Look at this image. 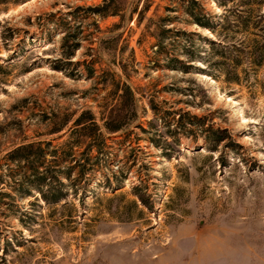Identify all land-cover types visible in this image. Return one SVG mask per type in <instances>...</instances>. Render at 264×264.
<instances>
[{
	"label": "rangeland",
	"instance_id": "obj_1",
	"mask_svg": "<svg viewBox=\"0 0 264 264\" xmlns=\"http://www.w3.org/2000/svg\"><path fill=\"white\" fill-rule=\"evenodd\" d=\"M146 1L101 16L88 7L101 0H0V264H264V25L236 21L263 22L264 2L246 12L228 0L216 33L192 21L190 0H150L139 23L129 18ZM197 1L221 20L222 6ZM176 28L193 31L208 62L169 66L186 59ZM65 32L80 41L70 58ZM210 39L224 43L223 68ZM117 82L133 88L136 111L126 100L121 130L80 135L73 119L89 108L101 124ZM213 129L224 132L216 145ZM22 140L43 146L64 198L44 201L38 176L6 155ZM90 141L99 148L84 160Z\"/></svg>",
	"mask_w": 264,
	"mask_h": 264
},
{
	"label": "trees",
	"instance_id": "obj_2",
	"mask_svg": "<svg viewBox=\"0 0 264 264\" xmlns=\"http://www.w3.org/2000/svg\"><path fill=\"white\" fill-rule=\"evenodd\" d=\"M149 1L147 0L142 4L140 7L138 6V3L135 2L133 7L129 9V18H132L133 13L135 12L138 14V17L136 19V22L139 23L140 15L139 13H143L145 10L149 8ZM218 5L223 7V15L221 20H214V14H209L207 12H204L202 9V6H199V2L197 0H190V4L185 7V10L187 13L191 15L192 21L197 23L200 26L207 27L210 30L218 33V30L221 27L225 25L226 21V10H227V1L228 0H214ZM264 2V0H243L242 1V11L250 12L252 10H256L257 7H259L260 3ZM257 3V6L254 5ZM125 4V0H101L100 3L94 4V5H88L90 9H92L93 12L100 14L101 16H105L108 14H114V15H120L123 16L125 13L120 12L119 10L122 8L118 7L120 5ZM195 4L198 5V8L195 6ZM127 6V5H126ZM197 8V9H196ZM258 14V13H257ZM216 15V14H215ZM240 15V14H239ZM263 14L259 13V16L255 21H247L240 18H237V24L245 26V29H249L250 27L256 28L261 27L264 25V21L262 22ZM167 16H161L160 19L164 20ZM170 28H165L162 26V22L157 26V29L153 31V34L155 35L157 41L156 45L158 47H163V40L166 36V32ZM177 33L184 34L187 36L186 43L183 45V49L181 52L185 54L186 59H181L176 56H170L168 57L169 66L172 68H176L177 66H180V69L183 71H189L191 68H193V65L190 60L200 59L203 61H209V59L206 58V56L200 55L199 50L195 48L193 39L189 36L192 34L193 31H186L185 29L176 28L174 29ZM211 47L212 49H216L218 53L220 54L219 58L217 59V62L221 65L222 68L225 67V63L227 62L228 55L225 50H223L224 43L223 41L219 40L216 41L214 39H210ZM68 43V44H67ZM80 41L75 36L73 38L69 37V34L65 32L61 37V49L62 51L64 48L67 49L66 51H63L64 54L70 58L75 53V50L79 47ZM262 52L260 49H250L249 56L256 60L257 63H260V57L262 55ZM177 60L180 62V65H177L173 61ZM59 64H55L54 67L60 68ZM105 80V77L104 79ZM113 91L116 93V101L115 103L108 109L107 115L103 117V121L101 124L97 123L95 119L94 113L89 109H82L78 115L73 119V124L76 128H78L81 132L79 133L84 134L85 136H89L90 138H93L92 141L95 140L96 137H101V139L104 137L103 131L105 133H111L115 131L121 130L122 124L118 122L121 118V109L122 106L126 103V100H128L129 104L131 105L132 110L135 112L137 108V97L134 95L133 88L129 83L124 82L123 85H119L118 82L114 83L113 85ZM155 108V107H154ZM184 113H179L178 117L175 118V123L177 126H184L182 123ZM116 122V123H115ZM182 124V125H181ZM104 128L100 130L101 128ZM88 130V131H85ZM83 131V132H82ZM214 135L212 137L213 144L216 145V142L224 138V132L221 129H213L211 130ZM152 142L155 145L162 146L163 143L160 142L159 139L156 137H152ZM87 142L84 145V149L82 151L83 158L89 159V151L93 148L98 149L99 146L97 143H91ZM76 144H80V140L75 141ZM167 141H164V144H166ZM213 145V146H214ZM164 153L168 154L165 150ZM45 151L43 146L34 140H22L18 143H15L8 151L6 152V155L15 161H24L28 168L31 170L32 174H36L38 178L41 180V183H37L38 192L42 199L46 202L51 201H57L65 197L66 192L60 189L58 185H63V181L60 180L57 175L54 173V171L47 169L46 166H43V157H44ZM39 162V163H38ZM80 170L82 171L84 168V162L79 161ZM68 176V175H67ZM57 177V178H56ZM54 178L56 182H54ZM5 182V179L2 178L0 174V187L3 186ZM4 191L0 188V193H3ZM138 198L142 202H146V200L137 193Z\"/></svg>",
	"mask_w": 264,
	"mask_h": 264
}]
</instances>
